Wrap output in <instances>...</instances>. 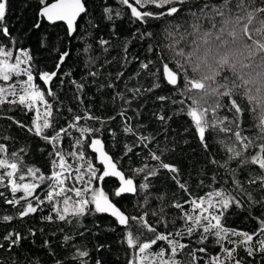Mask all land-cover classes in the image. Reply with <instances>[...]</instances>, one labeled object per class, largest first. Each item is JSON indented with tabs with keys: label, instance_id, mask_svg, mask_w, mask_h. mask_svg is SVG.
<instances>
[{
	"label": "trees",
	"instance_id": "obj_1",
	"mask_svg": "<svg viewBox=\"0 0 264 264\" xmlns=\"http://www.w3.org/2000/svg\"><path fill=\"white\" fill-rule=\"evenodd\" d=\"M83 2L87 13L76 24L73 36H69L64 25H48L39 18L38 0H8L5 23L12 37L17 41L12 50L15 52L18 47L30 52L34 83L40 85L42 90L46 91L43 82L38 79V73L56 71L55 65L59 62V54L69 53L61 66L59 78H54V83L51 85L57 98L46 96L49 103L54 106L56 124L55 129L48 130L49 134L58 131L61 127L68 128V125L74 122L73 117L83 116L85 111H90L91 115L100 118V121L81 119L78 122L79 126L98 128L99 132L81 136L77 129H68L70 134L61 133V139L55 147L63 152L68 163L73 166L85 164V161L68 154L83 150L86 158H92L94 166L100 169L102 166L94 159V152L87 145L92 138L101 139L105 144V150L119 161L118 166L121 170L134 179L138 190L132 195L116 197L114 192L119 187V183L112 177L105 178L102 182L94 181L93 186L102 187L117 207L131 215L141 212V206L156 210L163 206L167 213L165 218L170 221L175 216L183 215L181 210L171 208V205L177 201L190 212L191 205L184 203L185 201L197 196L207 197L209 192L220 190L222 187L233 190L231 175L225 169L210 162L215 159L224 163L227 156L219 141L227 139L231 134L228 136L223 132L218 135L207 134L209 149L205 151L195 135L190 118L186 113H180L179 103H172V100L183 97L163 81L162 66L158 63V57H165L170 66L175 68L173 53L169 50L168 33L172 24L182 22V19L186 18L187 6L181 13L180 21L161 18L141 23L131 18L130 12L117 17L116 10L122 7L118 0H83ZM214 2H222V0H214ZM196 3H201V0H196ZM106 7L111 9L108 14L105 13ZM108 15L113 18L108 19ZM37 22L40 23L39 28L34 27ZM146 32L153 35L141 38ZM101 40L108 43L102 45ZM86 48H88L87 52ZM235 55L238 61H243L248 51L243 44H238ZM148 61L157 62L150 66L152 72L156 73L155 77L148 70L141 68V63ZM259 62L261 61L255 60L251 65ZM244 71L246 72V69ZM14 81L15 78L9 83ZM157 82L162 86L148 91ZM0 83L4 84L2 81ZM77 84L83 85V88L78 89ZM179 84L182 88V78ZM158 96H171L172 99L161 101L157 99ZM236 99L244 109L242 113L237 114L236 124L244 136L258 138L259 108H254L245 95H238ZM228 102L230 103V100ZM8 107L0 105V143H4L9 152L19 153L20 149H24L21 160L25 171L27 167H34L39 168L43 174L50 175L51 171L58 170L53 169L51 165L52 159L55 158L50 155L54 151V146L30 133L27 127L21 128L7 119L8 116H13L24 125L30 126L35 113L17 107L8 111ZM41 107L44 106L40 105L42 111ZM158 115H165L171 119L161 122L157 119ZM219 115L233 119L227 109L220 110ZM125 125L132 126L136 134L125 133ZM5 136L9 139L4 140ZM140 136L148 139L141 141ZM77 138L84 142L83 149L75 143ZM129 147L132 149L131 152L127 150ZM152 152L156 154L162 152L164 162L179 169V179L187 182L190 192L182 191L172 179L173 174L168 170L158 169L157 175L149 176L147 181L144 179L145 173H136V169L145 165L155 167L158 164L157 161L151 160ZM229 167L236 168L237 165L232 162ZM250 174L247 168L242 171L237 170V178L243 182L246 190V193L240 196L244 204L240 208L231 206L226 211L225 217H222V221L229 229L252 233L259 227L258 220L253 217L264 212V208L259 203H250L247 193H251L254 200L260 201L264 200V192L255 185L248 184ZM214 175L218 177L215 181L212 179ZM72 176L74 178V172ZM225 181L227 184L224 183ZM141 183H149L150 187L141 190L138 187ZM46 186L45 184L37 190L41 198L45 196ZM66 186L80 187L79 184H74L71 178L66 182ZM0 192H4L6 197H11V192L6 191L3 186H0ZM68 195L73 194L68 193ZM145 196L148 197L149 205H144ZM157 197H163V204ZM60 206L62 207V204ZM15 213L16 208L5 204L0 198V217ZM50 214L55 216L48 202L45 201L37 213L7 223L0 222V244L4 245L0 248V264H80L82 258L76 255L78 248L88 251L89 264H95L96 260H100L101 264H128L131 250L126 243V230L114 217L104 213L89 212L79 218L69 217L67 223L43 219ZM152 220L155 224V218ZM156 226L165 234L168 231H186V225L180 220L175 225L169 224L167 228ZM9 232L19 233L22 237L11 249L4 240V236ZM66 236L70 237L68 241H65ZM176 239L181 243L189 244L185 253L195 251L201 246L207 247L206 253H196L200 258L197 264H207L210 256L220 252V246L215 243L214 237H209L205 245L197 243L198 236L176 237ZM159 247L166 248V242H159ZM157 250L159 248L154 246L153 251ZM238 256L244 259L245 264H264V256L260 253L249 257L241 248L238 250ZM180 258L183 259L184 254H181Z\"/></svg>",
	"mask_w": 264,
	"mask_h": 264
},
{
	"label": "snow or ice",
	"instance_id": "obj_2",
	"mask_svg": "<svg viewBox=\"0 0 264 264\" xmlns=\"http://www.w3.org/2000/svg\"><path fill=\"white\" fill-rule=\"evenodd\" d=\"M118 3L122 7L116 10L117 17L130 12L131 18L141 23L161 18L180 21L181 13L187 6L186 18H183L182 22L172 24L168 33L169 50L173 53L175 68L170 66L165 57H158V63L162 66L163 81L183 97V99L172 100V103H179L180 113H186L190 118L195 135L205 151L209 149L207 134L217 133L218 135L220 132L225 133L226 136L231 134L227 139L219 141L227 156L224 163L215 159L210 162L225 169L231 175L233 190L222 187L220 190L209 192L207 197L197 196L190 201H185L184 203L191 205L190 212L177 201L171 205V208L181 210L183 215L175 216L170 221L165 218L167 213L163 206L159 210L141 206V212L135 215L127 214L117 207L102 187L93 186L94 181L102 182L108 177L117 178L119 187L114 192L116 197L127 193L135 194L138 189L134 179L128 177L118 166L119 161L105 150V144L101 139L92 138L87 145L92 152L96 153L94 159L102 165L100 169L94 166L92 158H86L83 150L72 151L68 155L85 161L86 167L85 164L73 166L68 163L63 152L55 147L61 139V133L70 134L68 129H77L81 136L99 132L98 128L79 126L78 122L81 119L100 121V118L91 115L90 111H85L83 116H74V122L69 124L68 128L61 127L52 134L48 132L49 129H55L56 124L54 106L49 103L46 96L57 98L51 85L54 83V78H59V71L69 53L59 54V62L55 65L56 71L38 73V79L43 82V88L46 91L42 90L40 85L34 83L30 52L18 47L15 52L12 50L17 41L15 37H12L5 23L8 0H0V81L4 83V86H0V105L9 106L8 111L17 107L35 113L30 126L24 125L13 116H8L7 119L21 128L27 127L30 133L52 144L54 151L50 155L55 158L52 159L51 165L53 169H58L51 171L50 175H45L39 168L34 167H27L25 171L21 160L24 149H20L19 153L9 152L8 147L0 143V186L11 192L10 198L6 197L4 192H0V198L5 204L16 208L15 215H4L0 217V222L7 223L37 213L41 205L47 201L55 216L50 214L43 219L50 222L58 220L67 223L69 217L79 218L89 212L107 213L114 217L116 222L126 230L125 239L131 250L128 264H197L200 258L196 253H206L207 247L201 246L195 251L185 253L189 244L181 243L179 239H176V237L184 236H198L197 243L200 245H205L209 237L215 238V243L220 246V252L210 256L207 264H245L244 259L238 256V250L241 248L249 257L256 253L264 256V212L253 217L258 220L259 227L252 233L229 229L222 221V217H225L226 211L231 206L240 208L244 204L240 196L244 195L246 190L243 182L237 178L238 169L242 171L247 168L251 173L248 184L255 185L264 192V89L258 87L244 71L255 60L264 62V0H222V2L201 0L199 4L196 0H118ZM38 4V16L52 24L66 23L69 35L75 30L77 18L87 13L83 0H51V2L38 0ZM194 7L195 10H193ZM110 11V8H105L106 14ZM112 18L108 15V19ZM34 27L39 28L40 23L37 22ZM151 35L153 34L146 32L141 38ZM100 43L103 45L108 42L101 40ZM238 44H243L248 51L243 61L236 59L235 49ZM149 50H152L151 47ZM85 51L87 52L88 48ZM156 63L142 62L141 68L148 70L155 77L156 73L152 72L150 66ZM238 64L239 71H237ZM202 67L208 68L209 71L199 74ZM90 74L96 75V73ZM13 78H15L14 83H9L13 81ZM181 78L182 88L179 84ZM161 86L159 82L154 83L148 91ZM76 87L82 89L83 85L77 84ZM238 95L247 96L253 107H258L260 110L258 138L244 136L235 122L238 118L237 114L244 111L236 99ZM157 99L167 101L172 98L158 96ZM40 105L44 106L43 113H41ZM222 109H227L233 119L230 120L228 116L221 117L219 112ZM157 119L164 122L171 117L158 115ZM124 132L136 134L134 128L128 125H125ZM139 138L141 141L148 139L145 136ZM3 139L8 140L9 137L5 136ZM75 143L80 145L81 149L85 146L79 138ZM127 150L132 151L130 147ZM162 155V152L161 154L152 152L151 160L157 161L158 164L155 167L145 165L136 169V173H145L144 179L147 181L149 176L157 175L158 169L168 170L173 174L172 179L178 187L182 191L190 192L187 182L179 179V169L164 162ZM232 162L236 163V168L229 167ZM70 178L80 187L66 186ZM212 179L215 181L218 177L214 175ZM224 183L227 184V181ZM45 184L47 185L44 188L45 196L41 198L37 190ZM138 187L145 190L150 187V184L141 183ZM17 193L22 195L18 196ZM247 196L250 203H259L264 208V200H254L251 193H247ZM157 199L163 204V197H157ZM144 205H149L147 196L144 198ZM152 218H155V224ZM178 220L184 222L186 231H168L165 234L156 226L167 228L169 224L175 225ZM21 239L20 234L15 232H9L4 236L9 249L17 245ZM69 239L70 237H65V241ZM159 242H166L167 247H159ZM154 246H157L159 250L153 251ZM3 247L4 245L0 244V248ZM181 254H184L183 259L180 258ZM76 255L82 258L80 264H89L87 250L78 248ZM95 264H101V261L96 260Z\"/></svg>",
	"mask_w": 264,
	"mask_h": 264
},
{
	"label": "clouds",
	"instance_id": "obj_3",
	"mask_svg": "<svg viewBox=\"0 0 264 264\" xmlns=\"http://www.w3.org/2000/svg\"><path fill=\"white\" fill-rule=\"evenodd\" d=\"M240 69L237 68V71ZM209 71L208 68L202 67L199 74H205ZM246 72L255 81L256 85L264 89V62H259L257 64H252L250 67L246 68Z\"/></svg>",
	"mask_w": 264,
	"mask_h": 264
},
{
	"label": "water",
	"instance_id": "obj_4",
	"mask_svg": "<svg viewBox=\"0 0 264 264\" xmlns=\"http://www.w3.org/2000/svg\"><path fill=\"white\" fill-rule=\"evenodd\" d=\"M83 16H84V14H81V16L77 18L76 24L78 23V21L80 20V18H82ZM39 18H40V17H39ZM40 19H42V18H40ZM42 20H44V22H45L46 24H48V25L62 24V25H64V26L66 27V29H67V31H68L67 24L64 23V22H56L55 24H52V23L48 22L46 19H42ZM76 24H75V29H76ZM74 33H75V30H74L73 33H72L71 35H69V36H73ZM94 155L96 156V153H94ZM101 166H102V165H101ZM112 178H114V179L119 183V181H118L117 178H115V177H112ZM132 194H133V193H127V194H124V195H122V196H125V195H132ZM104 214H106V215L109 216V217H112L110 214H107V213H104Z\"/></svg>",
	"mask_w": 264,
	"mask_h": 264
},
{
	"label": "rangeland",
	"instance_id": "obj_5",
	"mask_svg": "<svg viewBox=\"0 0 264 264\" xmlns=\"http://www.w3.org/2000/svg\"><path fill=\"white\" fill-rule=\"evenodd\" d=\"M24 79H26V77H24ZM0 86H4V84H1V83H0ZM41 108H42V107H41ZM43 111H44V108H42L41 113H43Z\"/></svg>",
	"mask_w": 264,
	"mask_h": 264
}]
</instances>
